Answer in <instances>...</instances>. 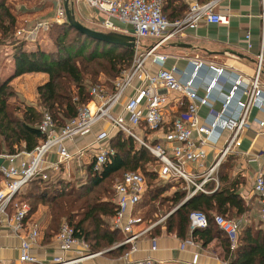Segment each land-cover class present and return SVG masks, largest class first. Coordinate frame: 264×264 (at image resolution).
<instances>
[{"label":"built area","instance_id":"2783aa9c","mask_svg":"<svg viewBox=\"0 0 264 264\" xmlns=\"http://www.w3.org/2000/svg\"><path fill=\"white\" fill-rule=\"evenodd\" d=\"M53 3L54 18L64 20L62 0H49ZM83 1L94 7L101 15L98 25L104 29H119L117 24L128 25L134 37V51L131 64L124 69L111 83V90L101 83L89 87V100L77 108L73 118L56 128L50 115L42 112L38 123L43 140L31 151L0 153V231L19 240L18 255L11 264H83V261L99 252L87 251L86 243L73 235L72 227L61 221L53 235L61 254L52 255L49 259L39 261L31 249L37 245L39 229L36 223L27 220L28 205L14 201L15 195L35 177L42 181L59 179L61 167L84 157L85 151H70L66 142L91 132L95 125L105 122L108 128L99 130L93 135L88 149L91 169L98 171L107 160L112 150L107 145L110 130L121 131L131 137L138 145L144 147L158 161L157 175L160 178H179L186 185V196L195 192L207 193L205 184L212 181L217 185V169L224 157L240 145L239 135L246 125V118L252 108L262 109L263 115L255 122L256 130L264 129V92L260 87L259 75L264 64V37H261L259 51L255 56L252 78L242 83L240 76L220 100V108L215 111L211 106L212 88H222L221 68L208 66L214 75L198 94L193 80L198 69L203 65L198 59H190L191 71L187 75H178L174 68H158L151 72L146 63L161 65L164 56L154 52L160 44L180 34L184 29H193L200 19L210 23H227V13L214 12L216 0H189L186 12L179 19L168 20L162 13L163 0H71L72 4ZM263 1V0H261ZM264 25V9L259 13ZM126 31V30H124ZM19 33V32H17ZM247 39V36H246ZM149 40L148 44L143 41ZM170 91H177L187 99L185 108L168 122L166 131L161 132L158 142H151L143 137L141 130L161 131L164 124L163 108ZM124 99V100H123ZM233 106V109L230 106ZM207 107V118L199 116L198 109ZM118 112H114L115 108ZM227 131L220 148L208 165H205L206 146L213 145L220 138L221 132ZM168 143L167 145L161 142ZM247 161L256 164L252 176V191L259 204V219L264 222V152L247 154ZM54 158H52V156ZM82 157V158H81ZM191 163L195 171H187L183 164ZM145 188L143 176L138 172H124L119 181L113 184V215L110 219L112 228L118 230L122 238L117 245L128 244L129 249L119 258V264H152L149 257L128 259L129 253L135 250V240L147 232L155 223L146 227L133 229L142 223L141 217L133 214V207L140 199ZM188 231L201 229L207 225V217L201 211H190L187 216ZM214 225L224 233L227 248L232 251L237 244L239 223L234 218L214 214ZM179 249L195 247L196 241L190 235L178 240ZM156 249V239L150 237V250ZM73 252L70 257L64 253ZM192 264L196 262L193 255ZM1 264V263H0Z\"/></svg>","mask_w":264,"mask_h":264},{"label":"trees","instance_id":"16d2710c","mask_svg":"<svg viewBox=\"0 0 264 264\" xmlns=\"http://www.w3.org/2000/svg\"><path fill=\"white\" fill-rule=\"evenodd\" d=\"M173 1L163 0L161 7L162 13L170 21L184 15V5H172ZM15 21L8 1L0 0V36H11ZM48 30L54 50H25L24 44L19 41L13 46L10 56L11 72L6 77L1 74L0 153L34 149L44 138L38 129L42 112L50 115L56 128L64 125L75 116L77 108L89 100V87L100 71L110 78H116L131 61V48L89 38L70 27L64 20L51 23ZM29 72H42L47 75V79L36 86V105L12 106L9 98L13 95V90L9 82L12 78ZM108 89L111 90V84ZM107 145L112 153L98 171L91 169V163L84 165L86 182L73 185L60 178L55 183L47 184V187H40L37 183L41 180L35 177L23 186L32 183L30 189L21 193L22 187L15 195L14 201L28 204L29 209L25 217H28L39 203L49 207L50 226L44 230V235L48 238L56 233L57 230H54L59 217L66 216V222L72 227L73 235L86 243L90 253L121 240V234L110 225L114 212L113 190L102 183L114 179L112 184L110 183L113 187L114 181H119L124 172L139 171L146 184V178L152 181L155 176L158 177L154 171L147 169L146 164H158V161L121 131H114L108 137ZM221 180H227L226 173L219 175V183ZM178 184L177 181L172 185L152 183L150 192L137 203L138 208L152 207L140 215L141 220H154L151 212H155L156 208L152 205L155 200L158 201L159 207L165 203L176 206L185 196V190H181ZM96 187L101 188L95 190ZM205 187L208 190L212 188L209 183L205 184ZM169 189H172V192L165 194ZM194 210L203 212L207 217L206 227L191 232H199L200 240L204 244L213 235L214 214L235 218V215L243 211V207L233 182L218 184L210 193L195 192L183 205L171 212L165 218L166 230H174L180 237L187 236V216ZM154 231L155 229L152 233H155ZM221 233L224 235L222 231ZM128 249V244H121L108 250L106 255L116 258ZM225 256L228 264H264V229L251 231L248 227L239 226L236 247L232 251L227 248Z\"/></svg>","mask_w":264,"mask_h":264},{"label":"crops","instance_id":"0c3cea01","mask_svg":"<svg viewBox=\"0 0 264 264\" xmlns=\"http://www.w3.org/2000/svg\"><path fill=\"white\" fill-rule=\"evenodd\" d=\"M7 1L11 2V0ZM188 2L189 0H174L172 5L182 3V5H184V14L187 10ZM10 4L11 8L14 10L13 14L18 20V23L23 22L24 19L30 21V23L25 27L26 31L19 32L18 35L22 36V38L25 36L27 39L35 38V41L32 43L24 42L23 48L25 50H34L36 48L43 51L54 50V44L48 35L44 37V35H41L42 33H40L38 36L42 37V39L41 42H39L38 39L36 40L37 31H39V29H31L34 24L38 25L39 23H45L43 28L46 27V11L50 9L54 11L53 3L49 0H14ZM22 4H27V6L22 9ZM262 4L264 9V0H216L213 10L217 13H227V23H210L204 19H200L193 29H184V31L180 34H177L173 38H170L155 48L154 52L163 55L164 60L161 65L147 61L146 65L148 69L151 72H154L160 67L165 69L174 68L177 71V74L182 75L183 77L192 69L189 62L190 59L196 58L201 61L203 65L197 71V75L193 80V86L196 89V92L201 94L203 87L214 75V71H212L208 66L210 65L218 69L221 68L223 81L222 88L220 87V89H218L216 87L211 90V106L213 110L217 111L220 108V100L223 94L226 93V89L230 87L235 77L240 76L242 83H246L252 78L255 56L259 51L261 37H264V25H262L259 18ZM85 5V2L77 3V7L73 8L74 17L81 24L96 30L97 28L93 27V23L97 27L96 23H98L102 17L96 10L89 13L88 10L84 9ZM82 9L86 10V12L84 13ZM30 17H32V19ZM117 25H119L123 31H130V27L128 25L121 23H117ZM97 30L100 29L98 28ZM43 40L44 42H42ZM143 43L148 44L149 40H145ZM175 44H185L187 46L182 47L176 46ZM8 62L9 66L6 67L3 77H6L11 72L12 61L10 56L8 58ZM29 73L33 74L36 79H39V82L35 84V89L37 85L43 83L47 79V75L45 73ZM24 74L28 73H23L21 75ZM21 75L12 78L9 83L12 84L13 80ZM259 83L262 92H264V64L259 75ZM106 87L108 88V86ZM33 97H35V100H30V105H35L34 103L37 97L36 91L33 94ZM186 103L187 99L185 97H181L179 92H168L167 102L163 108L164 124L161 131L151 132L142 129L141 133L143 137L151 142H158L161 138V132L166 131L168 122L185 108ZM230 108L233 109L232 104ZM118 111V107L114 109L115 113ZM198 113L202 119H206L207 107H199ZM262 115V109L252 108L250 110L246 118V125L239 135L240 145L237 148V151L226 155L217 169V185H215L212 181L207 182L212 187L207 193L212 192L218 184L221 185L233 182L234 190L240 196L243 207V211L239 215H235L234 219L238 221L240 227H248L251 231L257 228L264 229V222L259 219V204L256 195L252 191V176L256 169V164L248 162V156L243 153L260 154L264 152V129L261 132H258L255 126L256 120L260 119ZM107 128V123L100 122L92 128L90 133L78 136L72 142H66L68 149L72 152L82 148L86 151L84 157H81L82 159H78V161L75 160L72 163H69L66 167H61L59 179L74 178L83 175L85 170L84 165L90 162V156L93 155V151L87 148L92 144L93 135L99 130H105ZM113 133L114 130H110L109 134L111 135ZM226 135L227 131H222L220 138L217 139V142L213 145L206 146L205 165H208L211 162ZM161 144L165 146L168 143L162 141ZM52 158H54V156H52ZM157 165L153 168L155 174H157ZM183 166L184 168L186 167L185 169L189 172L195 171L194 166L191 163H184ZM224 173L227 175V180H221L219 183V175ZM167 180H171L173 182L177 181L179 183V188H181V190H185V196L181 199L183 200L186 197V185L184 181L179 178H169ZM171 192L172 189H169L165 191V194H170ZM137 203L132 210L133 214L135 213L136 215L139 211ZM171 210L162 215H165L166 218L170 214ZM42 213L43 210L41 209L38 213L39 215L37 214L38 216L33 218L38 224L39 235L37 245L31 249V253L39 261L47 260L52 255L61 254L53 241V236L48 238L44 235V227L46 225L47 218L45 217V214ZM42 215L43 217H41ZM146 221V219L143 220L141 224L135 226L133 229H140ZM213 227L215 228L213 230V235L204 244H202L200 240L199 232L192 234L188 231L185 235H191L197 245L195 247H187L181 250L178 247V240L184 237L178 236L174 230L167 231L165 223L155 224V226H152L148 232L140 235L135 240V250L129 253L128 259H141L149 257L152 260V264H192V257L196 254V262L194 264H228L225 256L227 250L226 239L216 226ZM153 229H155V233H152ZM152 236L156 239V249L154 250H150V237ZM18 245L19 240L17 237L5 235L2 230L0 231L1 264H11L12 261L16 259L18 255ZM73 254L74 253L70 251L64 253L66 257H70ZM99 255L100 253L85 259L83 264H90V262L91 264H119L121 262V259L119 258L120 256L113 259H106L107 257H99ZM95 258H97V260L94 261ZM88 259H90V261H87Z\"/></svg>","mask_w":264,"mask_h":264},{"label":"rangeland","instance_id":"374dc122","mask_svg":"<svg viewBox=\"0 0 264 264\" xmlns=\"http://www.w3.org/2000/svg\"><path fill=\"white\" fill-rule=\"evenodd\" d=\"M13 1L14 0H11V2H13ZM11 2H8L9 5H11L10 4ZM80 2H83V1H80ZM22 5H21V8L22 9H24L25 6H27V4H24L23 7H22ZM70 5H71L72 9L74 7H77V3L74 2L72 4L71 0H70ZM84 9L88 10L89 13H92L94 10H96L94 7L88 5L87 3L85 5V8ZM84 9H82V10L85 13L86 10H84ZM82 10H81V12L83 13ZM10 11L13 14V11L14 10L11 8V6H10ZM46 17H47V23L45 25L46 26L45 28H43V26H44L45 23L44 24L39 23L38 25L34 24V26L31 28V29H33V28H36V29L38 28L39 29V31H37V36H36L37 37L36 40L38 39L39 42H41L42 37H39L38 35H40V33H42L41 35H44V37L46 35H48V31H49L48 29H49L50 24L56 21L55 18H54V11L51 10V9L48 10V11H46ZM30 18L32 19V17H30ZM15 20H16L15 21V25H14L15 27H14V31H13L12 35L11 36H9V35L0 36V77H1V74H2V76L4 75V73L6 71V67L9 66L8 58H9V56H11V54L13 52V46L17 42H19V41L22 42V43H24V42L25 43H27V42L28 43H32V42L35 41L34 40L35 38L30 37L32 39H27L24 35H23L24 37L22 38V36H19L18 35L19 33H17V32H25L26 31L25 30V27H26L27 24L30 23V21L24 19L23 22L18 23V20L16 18H15ZM94 20H96V19H94ZM115 24H117V23H115ZM96 25H97V27L93 23V27L94 28H97V29L99 28L102 31L128 32V31H123V29L120 28L119 25H117V27H119L120 29H115V30L104 29L101 26H99L97 23H96ZM42 42H44V40ZM133 53H134V51L132 50V55H133ZM130 64H131V61H130L129 65L127 67H125L124 69H127L130 66ZM3 66H4V68H3ZM114 79L115 78H110V77L106 76L103 71H100L97 74L95 81L91 82V84L101 83V84H104L106 86H110V84L112 83V81ZM38 82H39V79H36L34 77V75L33 74H30V73L24 74V75H21V76L15 78L13 80V83L10 84L11 85V88L13 90V95L9 98V103L13 104L12 106H16V107H20L23 104L30 105L29 104L30 103L29 101L30 100H33V101L35 100L34 99L35 97H33V94L35 93V84L38 83ZM34 104L36 105V101H35ZM40 142L41 141H39L38 144ZM20 151H24V150H20ZM146 165H147V169L153 171V168L156 167L155 165H157V164H155L154 162L153 163L150 162V163H148ZM157 168H158V165H157ZM136 172H138L139 174H141L139 171H136ZM75 175L78 176L77 174H75ZM64 180L69 181V183H71L73 185H78L80 183L86 182L85 181V174L84 173L80 177L67 178V179H64ZM113 180L114 179H112V181L111 180L110 181L106 180V181H104L102 183V185L103 186L106 185L107 187L112 188L111 187V184H112ZM56 181H57V179L56 180H53L51 178L48 181H42L41 180L38 183L35 181V183L39 184L40 187H47V184H49V183H55ZM114 182L116 183V180ZM150 183L151 184L152 183L153 184L154 183H158V184H169V185H172V183H174V182L171 181V180L164 179V178H157L156 176H155V179L152 180V181H150V179L146 178V186H145V188H144V190H143V192H142V194L140 196V201H141V199H143V197L145 196V194H147V193L150 192V187L152 186ZM108 184H110V186ZM31 185H32V183L31 184L29 183L27 186L23 187L22 190H21V193H23L24 191L30 189L31 188ZM99 188H101V187H96L95 190H100ZM28 202H32V201L28 200ZM152 205H154V207L156 208V209H154L155 212H153V211L151 212V215L153 216L154 220H152V221H146L143 224V227H146L150 223L152 224L154 222H157V223H155L156 225L159 224V223H165V215H162V214L170 211L175 206V204L174 205H170L168 203H165V204H163L162 206L159 207L157 200L153 201L152 202ZM138 206H139V204H138ZM151 208H152L151 206L149 207V209L147 208V206H145L144 208H139L138 214L136 216L142 215L145 211L151 210ZM41 209L43 210V213L42 214H45V217L47 218V222H46V225L44 227V230L46 231L48 229V227L50 226L49 207L46 204H40V203L37 204L36 205V208L34 209V211H32V213L28 217H26V218H27L28 221L36 223V221L33 218H36L39 215L38 213H39V211ZM41 217H43V215ZM61 221H67L66 216L59 217V219H58V221L56 223V227H55V230L54 231L57 230V227H58V225L60 224ZM37 226H38V224H37ZM153 226H155V225H153ZM141 228H142V226H141ZM118 243H119V241H115L111 246L101 248L99 251H97V252L100 253L99 257H104V258L107 257L106 259H113L115 256L106 255V252L108 250H111V249L115 248L116 246H118L117 245ZM95 260H97V258H95L94 261ZM87 261H90V259H88ZM90 264H91V262H90Z\"/></svg>","mask_w":264,"mask_h":264},{"label":"water","instance_id":"95a60500","mask_svg":"<svg viewBox=\"0 0 264 264\" xmlns=\"http://www.w3.org/2000/svg\"><path fill=\"white\" fill-rule=\"evenodd\" d=\"M62 7L64 11V21L73 29L78 31L79 33L84 34L85 36L119 45V46H125L129 48H133L134 46V37L130 33H125V32H117V31H102V30H95L92 28H89L83 24H81L77 19L74 17L73 9L70 5V0H62ZM176 45V44H175ZM176 46H182L186 47L187 45L185 44H177ZM2 161V158L0 157V163ZM191 196V195H190ZM190 196H186L183 200H181L172 210H176L179 206L183 205ZM170 212V213H171Z\"/></svg>","mask_w":264,"mask_h":264}]
</instances>
